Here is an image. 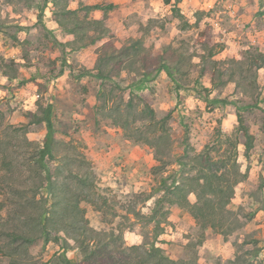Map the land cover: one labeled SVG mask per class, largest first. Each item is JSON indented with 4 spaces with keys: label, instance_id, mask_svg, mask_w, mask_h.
I'll return each instance as SVG.
<instances>
[{
    "label": "rangeland",
    "instance_id": "374dc122",
    "mask_svg": "<svg viewBox=\"0 0 264 264\" xmlns=\"http://www.w3.org/2000/svg\"><path fill=\"white\" fill-rule=\"evenodd\" d=\"M0 1V219L15 212L11 211L14 192L5 182L2 154L13 159L17 172H23L16 176L20 184L15 190L30 191L34 181L29 179V168L37 164V148L46 134L45 123L37 121L44 116L42 107L51 104L56 138L73 144L95 173L101 210L85 204L92 227L109 229L123 222L132 207L150 214L163 189L190 173L176 162L188 160L186 152L188 156L207 152L219 171L224 169L220 162L236 153L241 175L230 209L240 228L227 238L203 231L187 211L164 203L158 210L170 208L171 214L157 245L183 264H231L241 255L250 264H264V69L259 72L258 89L247 96L234 84L213 88L209 77L196 82L206 44L214 47L216 60L239 61L247 50L264 54V0H182L179 7L184 18L176 17L163 0L88 1L116 6L107 21L114 38L67 52L70 68L65 67L58 78L52 70H59L63 58L54 38L66 42L68 35L53 21L51 5L45 7L40 21L42 1ZM140 36L152 48L154 58L168 60L174 79L165 70L156 71L142 90L136 89L140 77L135 74L123 72L112 82L99 79L94 66L100 46L110 41L118 49ZM256 97L261 98L257 103ZM131 101L135 112L147 105L158 120L168 116L169 164H161L153 148L128 139L106 117L118 105L127 111ZM56 163L50 162L52 170ZM128 217L126 245L150 241L154 224ZM67 247L63 241L39 239L26 258L30 264H66L65 260L88 264L76 244ZM0 264H9L1 253Z\"/></svg>",
    "mask_w": 264,
    "mask_h": 264
},
{
    "label": "trees",
    "instance_id": "16d2710c",
    "mask_svg": "<svg viewBox=\"0 0 264 264\" xmlns=\"http://www.w3.org/2000/svg\"><path fill=\"white\" fill-rule=\"evenodd\" d=\"M40 1L43 3L40 21H43L45 7L51 5L53 21L68 35L66 42L54 38L63 58V65L59 70H52L54 78L62 75L64 68L68 66L65 58L67 52H78L95 46L102 40L114 38V33L107 24L110 12L116 9L114 4L88 2L92 0ZM163 2L171 6V11L176 17L184 18L179 7L182 0ZM96 13H100L99 18L94 17ZM196 25L198 26V22ZM125 43L127 44L118 49L110 41L100 46L94 66L99 79L112 82L123 72L135 74L140 77L136 82L137 90L146 88L156 71L165 70L174 79L168 60L163 56L154 58L152 48L144 36L130 38ZM204 46L205 52L201 56L202 65L197 83L203 77H209L213 88H226L229 84H234L246 96L258 89L259 72L264 69L263 53L247 50L239 61L216 60L214 47L210 44ZM3 73L14 76L8 71ZM177 86L179 89L183 88L180 84ZM257 97L254 98L256 103L261 99ZM127 107L129 109L125 112L119 105L110 108L106 117L112 120L114 126L123 129L128 139L153 148L155 158L161 164H169L172 135L167 126L168 116L158 120L154 110L147 105L141 112H135L132 109V101ZM42 108L44 116L37 122L45 123L46 134L42 145L37 148V164L29 168L32 176L28 178L34 181L30 191L15 190V186L20 184V178L16 176H21L23 172L16 171L18 168L6 153L2 154L1 158L2 170L7 176L5 182L14 192V208L11 211L15 212L0 219V242L3 243L0 253L9 259V264H30L26 258L27 254L39 239H44L46 243L63 241L68 247L71 243L76 244L83 260L88 264H183L169 257L165 250L157 245L159 237L169 225L168 216L171 214L170 208L166 211L158 210L164 203L169 207L187 211L203 231L212 230L227 238L240 228L237 216L230 209L241 175L237 154L226 156L220 162L224 169L219 171L216 167L218 163L204 151L193 156H188L186 152L185 157L188 160L176 161L181 168H188L190 173L180 175L172 186L163 189L164 195L157 201L156 208L150 214H144L135 207L130 209L128 215H132L136 222L154 224L150 241L147 239L143 245H126L124 234L127 227L125 225L129 221L128 215L123 217V222L109 229H95L90 225L85 210V204L101 210L96 200L95 173L88 168L86 159L78 154L73 144L56 138L52 105ZM251 145L250 142L245 153L246 158H249ZM51 161L57 162L53 170ZM75 167L77 171L73 172ZM23 182L26 183L27 180ZM18 195L19 198L15 199ZM139 197L136 196L137 199ZM53 234L55 235L52 236ZM65 262L71 264L68 260ZM231 264L250 262L246 255H241Z\"/></svg>",
    "mask_w": 264,
    "mask_h": 264
}]
</instances>
